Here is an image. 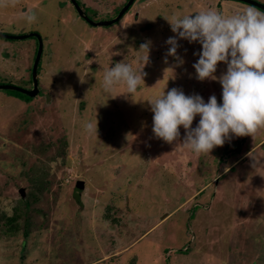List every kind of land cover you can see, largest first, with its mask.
<instances>
[{
    "label": "rangeland",
    "instance_id": "1",
    "mask_svg": "<svg viewBox=\"0 0 264 264\" xmlns=\"http://www.w3.org/2000/svg\"><path fill=\"white\" fill-rule=\"evenodd\" d=\"M75 1L98 22L128 0ZM248 6L134 0L100 27L69 0L0 5L1 34L42 41L37 95L0 90V264H264V128L197 155L181 146L182 126L171 144L154 137L149 103L177 88L221 104V84L196 79L198 42L178 40L183 64L166 55L175 35L166 19ZM37 47L31 36L0 38V84L33 87ZM119 62L143 68L134 94L104 91L105 70ZM226 70L220 63L215 75ZM96 120L97 133L88 132Z\"/></svg>",
    "mask_w": 264,
    "mask_h": 264
},
{
    "label": "clouds",
    "instance_id": "2",
    "mask_svg": "<svg viewBox=\"0 0 264 264\" xmlns=\"http://www.w3.org/2000/svg\"><path fill=\"white\" fill-rule=\"evenodd\" d=\"M8 2L0 0V5L6 6ZM10 2L14 5L16 0ZM27 19L31 23L36 17L27 15ZM166 20L175 34L166 41L169 46L166 55L183 64L177 56L178 40L198 42L202 51L193 64L196 79L218 81L222 86V103L218 104L215 95L206 103L201 96L185 95L181 89L172 88L166 94L163 91L149 102L154 137L171 144L179 138L182 126L185 136L181 146L197 155L209 154L233 137L253 138L264 128V12L248 6L241 13L225 16L208 9L194 15H174ZM141 50L146 53L145 65L149 43L141 44ZM220 63L226 64L227 70L217 77L215 73ZM142 69L134 71L131 64L116 63L104 72V91L111 93L118 86H124L129 95L134 94L144 84ZM197 116L199 123L193 128ZM86 129L97 133V120L89 122ZM253 161L252 166L256 168L257 162Z\"/></svg>",
    "mask_w": 264,
    "mask_h": 264
},
{
    "label": "water",
    "instance_id": "3",
    "mask_svg": "<svg viewBox=\"0 0 264 264\" xmlns=\"http://www.w3.org/2000/svg\"><path fill=\"white\" fill-rule=\"evenodd\" d=\"M69 1L75 7L78 16L81 19H83L86 23H88V25L104 27V26H109V25L117 22L120 19V17L127 11V9L131 6V4L133 3L134 0H128L127 3L117 13V15H116V17L114 19L107 20V21H98V22H93L86 15H84L83 11L77 5L75 0H69ZM234 1H239V2H242V3L247 4L249 6H253V7H255L257 9H260V10H262L264 12V5L256 2L255 0H234ZM28 36L34 37L37 40V42H38L36 55L34 57V61H33V64H32V69H31V78H32V83H33L32 90L21 88V87H17V86H14V85H8V84H0V90L15 91V92L21 93V94H23V95H25L27 97L33 98L38 93L36 74H37L38 64H39V61H40V58H41V55H42V41H41V37L38 34H35V33H31V34H28V35H7V34H1L0 33V38L1 39H6V40H23V39H26Z\"/></svg>",
    "mask_w": 264,
    "mask_h": 264
},
{
    "label": "trees",
    "instance_id": "4",
    "mask_svg": "<svg viewBox=\"0 0 264 264\" xmlns=\"http://www.w3.org/2000/svg\"><path fill=\"white\" fill-rule=\"evenodd\" d=\"M76 3H77V5L79 6V4H78L77 1H76ZM124 4H125V3H124ZM128 9H129V8H128ZM128 9H127V10H128ZM256 9H257V8H256ZM258 10H260V9H258ZM260 11L263 12L262 10H260ZM126 12H127V11H126ZM126 12H125V13H126ZM84 14H85V13H84ZM13 92H15V91H13ZM15 93L19 94L21 97H22V96H25V95H23V94H21V93H18V92H15ZM26 97H27V96H26ZM32 186L34 187L33 189H34L35 191H40V189H39L38 187H35V184L32 185ZM30 187H31V186H30ZM9 222H12V219H10ZM10 229H11V227H10Z\"/></svg>",
    "mask_w": 264,
    "mask_h": 264
},
{
    "label": "crops",
    "instance_id": "5",
    "mask_svg": "<svg viewBox=\"0 0 264 264\" xmlns=\"http://www.w3.org/2000/svg\"><path fill=\"white\" fill-rule=\"evenodd\" d=\"M134 214L136 215V212L134 211ZM147 232V231H146ZM144 235V234H143ZM143 235H141L139 238H141ZM119 242L122 241V238L121 239H117Z\"/></svg>",
    "mask_w": 264,
    "mask_h": 264
},
{
    "label": "flooded vegetation",
    "instance_id": "6",
    "mask_svg": "<svg viewBox=\"0 0 264 264\" xmlns=\"http://www.w3.org/2000/svg\"><path fill=\"white\" fill-rule=\"evenodd\" d=\"M88 18H89V16L87 15V14H85ZM6 40V39H5ZM32 81V80H31ZM31 88H33L32 86H31ZM31 88H29V90H31Z\"/></svg>",
    "mask_w": 264,
    "mask_h": 264
}]
</instances>
